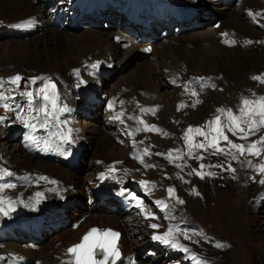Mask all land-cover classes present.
<instances>
[{
    "label": "bare ground",
    "instance_id": "1",
    "mask_svg": "<svg viewBox=\"0 0 264 264\" xmlns=\"http://www.w3.org/2000/svg\"><path fill=\"white\" fill-rule=\"evenodd\" d=\"M205 1L211 4V9L206 10L209 11L207 15L221 18V25L218 29L212 30V23H210V27L205 29V33L175 35V37L166 40L160 36H155L152 53L146 59H142L144 56L138 54V47H144L147 44L135 46V39L127 33L120 32L118 26L111 25L110 31L103 34L97 32V25L103 23L102 21L93 22L91 27L84 28L81 33H76V31L83 27L66 31L68 34L64 36L54 30L53 15L62 7L69 6L80 10H91L92 7L97 9L99 0H59L55 5L54 0H46L43 4L44 8L42 5L36 6L37 0H0V42L2 39L11 38L9 35L25 38L24 42H20L22 40L17 41V39H7L5 41H11L12 44H0V69H2L0 71L14 69L24 77L35 76L38 78L40 89L42 81L53 80L56 88L55 93L59 99L66 100L64 105L68 111L82 105L80 102L88 104L90 96H93V94H89L90 92L88 93L89 87H91L89 84L93 79L85 77L83 68L96 65V72L99 74L104 70V66L101 65V60L104 59L109 60L107 70L118 74L123 73L121 77L123 80L115 81L110 87L108 101L109 111L112 112L110 123L105 124L102 115L99 120H102L101 123H92L93 127L95 126L97 129L95 133L102 134L95 141V149L92 148L88 140V133L82 130L79 131V136L72 143L66 142L62 138L57 140L56 135L60 125L68 120V116L52 110L50 105L37 112L36 109L42 107L43 101L35 93L33 94L36 99L33 109L27 107L24 108V112L18 110L20 120L11 126L16 132L22 130L23 141L19 145L16 144L19 148L13 147L11 151L3 147L4 144L0 149L2 154L0 165L8 168L7 172L4 173H11L8 178H3L0 185H13L12 187L0 188V233L3 230L18 227L35 230L39 233L45 224L55 230H46L49 234L45 233L44 238H40L41 240H37L36 238L40 236L34 234L35 240L32 244L29 241H26L28 244L22 245L11 243L5 249L0 250V253H16L13 255L14 258L11 259L10 264H71V259L67 256L65 249L78 241L81 233L92 225L111 226L121 232L120 255L117 257L116 264H182L179 263L180 258L182 260L186 258L191 264H224L219 261V259H223L220 253L214 254V258L209 257L211 250L207 245L202 244L201 233L192 230L194 226L187 227L191 224L190 220L187 221L182 218V221H178L184 212L182 207L186 205V202L180 204L176 200L178 204H172L167 200L162 183L157 180L159 174L162 173L161 169L156 168L158 163H155L154 166L151 165V170H149L142 163V158L146 157L147 153L137 151L139 154L133 156L132 152L137 150L136 145L140 144L143 137L154 141L159 136L153 135L154 133L151 134L155 128L158 130L157 134L170 137L166 143L170 147L167 152L173 153L172 156L175 159L181 158L183 150H187L181 145L179 139V135L187 131V129L184 131L182 121L185 124H192L199 117L204 116L206 112H210L211 107L221 104L232 109L235 114L242 99L249 93L247 89L252 87V91H256L261 88L257 84L254 86L249 79L254 81V76L264 74V28L262 27L264 25V0H243L239 6H222L220 12L216 8L220 4V0H124L121 6L125 11H138L140 16H160L163 20L162 23L165 22L170 25V21L165 20L169 13L196 10L199 6H205ZM250 12L253 15L250 16ZM82 20V17L76 19L77 22ZM67 24H71V21L67 20ZM66 27L68 28L67 25ZM39 34L41 35L40 39H27L31 35L38 36ZM217 34L222 35L218 36ZM246 38H249L251 43H247ZM27 40L30 41L25 43ZM233 40L235 43H231ZM225 41H229V43H225ZM128 42H130L129 46H127ZM230 56L235 59H230ZM135 59L138 61L134 62ZM71 70L76 71L75 77L80 75L84 78L83 86L75 85V78L68 74ZM185 73L206 77L213 91L210 92L209 89L194 90L193 92L197 94V97L201 98H199L200 100H195L194 97L189 98L191 102H188L183 94L187 95L190 90L178 85L186 79ZM92 75L93 71L90 73V76ZM57 78L63 79V83L60 84L56 80ZM167 79L175 86L178 85L174 94L171 95L175 97L173 102L163 99V90L168 89ZM85 84L87 86H84ZM220 88H223L222 93H217ZM39 90L37 89L36 92ZM202 93H205V96ZM199 103H201V107L194 109V104L198 106ZM121 104L125 105L122 106ZM60 105L57 103L56 107L59 108ZM144 105L152 106L151 109L147 107L150 110L148 109V114L145 117L139 114V109ZM114 107L119 109L112 110ZM97 116L98 113L95 114L93 120ZM207 117L209 118V116ZM207 117L203 121L207 120L208 123ZM145 121L148 126L142 123ZM26 124L28 126H25ZM19 126L20 128H18ZM146 130H151L148 136L144 135ZM112 135L113 138L120 135L121 138L129 139L131 150L123 149L124 145L119 141L120 138L118 137L116 141L111 137ZM9 136L10 134L4 132L0 138L3 137L8 140ZM217 143L214 145L217 146ZM188 149L189 152L183 154L184 159L181 165L189 158L191 149ZM70 151L77 152L78 162L85 163L83 168V172L86 173L85 177L81 178L74 173L76 171L62 168L55 164L53 158L50 157L52 153H61L65 155V159L71 158ZM87 152L91 153V164L89 165H86L89 163L86 160ZM35 154L40 157L38 160ZM141 154L143 157L140 156ZM198 154L192 161H187L184 167L181 166L182 170L179 171L181 181L176 189L191 191L192 194L185 198L187 203L188 201L190 203L195 202L196 199L201 200L202 203V200H205V193L209 196L211 193L217 192L220 187L227 185L225 180L229 179V173H231V170L228 173L222 169L225 167L222 162L223 167L218 168L215 164H210L208 159L202 158V153ZM173 157L168 161L172 162ZM219 157L224 159L223 156ZM224 163L227 164L226 160ZM106 166L113 168L115 171L113 179L117 182L123 183L125 181L123 176L118 175L121 169H125L131 174L130 179L133 182H145L143 184L148 190L145 197L149 198L151 204L153 203L152 208L165 211L167 218L164 223L160 224L154 221L152 216L148 215L151 212V206L146 208L143 205L145 202L142 203V200L130 190L125 191L134 205V209L129 215H122L119 211L115 214H109L100 206L91 208L92 202L88 204L84 202L80 205L73 203L70 207L68 204L74 196L80 199L85 198V201L90 200L89 194L82 192L81 188L89 187L92 190L96 178H101L104 181L109 180V176L104 171ZM99 172H101L99 176H94ZM40 177L46 179H40ZM171 177L174 181L176 180L175 176ZM197 190L200 193L196 192ZM184 193L178 194L172 191L169 196L177 199L184 197ZM158 201L159 204H157ZM217 203L218 205L222 204L219 201ZM173 206L178 208L174 209ZM172 209L174 211L171 214L170 210ZM226 211L229 212V209L225 208L224 212ZM54 212L59 214L58 219L53 216ZM66 216L68 220L63 218ZM33 217H36L37 220L33 221ZM184 217L186 218V216ZM78 220L81 222H77ZM61 222H63V226H60ZM176 222L179 224L178 229L174 224ZM152 224L159 227L154 229L151 227ZM128 231L130 232L128 233ZM165 233L168 235L165 236ZM133 235L138 237L133 239ZM144 236H147V240L149 239L151 243L156 244V248L155 246H151L150 250L146 248L147 253L154 257L149 263L137 259V255L140 254L146 243ZM153 236L164 237L170 243L166 245L160 240H154ZM172 243H175L176 247H172ZM147 247L150 248V246ZM157 247L169 254L180 252L179 261L172 260L169 262L166 257L161 260L163 251L158 250ZM202 248L204 251L206 250L204 254ZM226 253L228 254V252L222 254L225 255Z\"/></svg>",
    "mask_w": 264,
    "mask_h": 264
},
{
    "label": "rangeland",
    "instance_id": "2",
    "mask_svg": "<svg viewBox=\"0 0 264 264\" xmlns=\"http://www.w3.org/2000/svg\"><path fill=\"white\" fill-rule=\"evenodd\" d=\"M58 1L59 0H54V5L57 4ZM205 2H206L205 10L211 9V4L208 3L207 1H205ZM43 4H44V0H37L36 6H39V5L43 6ZM61 7H62V5H61ZM43 8H44V6H43ZM216 8H217L218 12H220L221 7L218 5ZM219 19L221 20L220 17H219ZM195 20L197 23L196 25H194L195 30H191L192 28H188L183 33L179 34L178 36H185V35L195 33V32L205 33L206 32L205 29L210 27L211 22L207 21L204 17H202V11H199L196 13ZM68 21H69V19H68ZM65 22H66L65 24H67V21H65ZM102 25H103V23H100L99 25H97L98 26L97 32H99L100 34H103L104 32L110 31V25L107 27H103ZM53 28H54V30L59 32L62 36L68 34L66 31H73V30H69L66 27V25L63 28H55L54 26H53ZM83 31H84V28L77 30L76 33H81ZM70 34H72V33H70ZM171 35H169L167 38L175 37V35H173V34H171ZM35 36L36 35H31V36L27 37V39L28 38L29 39L33 38L34 40L40 39L41 35L39 34L38 36H36L37 38ZM9 37H11V38L2 39V42H0V44H2V45L7 44V43L12 44L11 41H5L7 39H10V40H16L17 39V41L22 40L20 42H24V40H25V38L15 37L14 35H9ZM30 40H32V39H30ZM30 40L25 41V43H28ZM65 43H66V40H65ZM230 59L234 60L235 58L233 56H230ZM135 61H138V60L135 59L134 62ZM88 69H93V67H89ZM0 70H2V69H0ZM91 71H93V70H91ZM75 72L76 71L71 70L68 72V74H69V76L71 74V76H73L75 78V85L76 86L82 85L83 83L78 84L77 80L80 81L84 78L80 77V75L75 77L74 76ZM13 74H18V73L14 69H9V70L7 69L6 71H0V80L5 78V77H8L10 75H13ZM19 75H20V77L22 76L21 73ZM84 75H86L85 77H88L87 71H84ZM184 75H185L184 77L186 79L189 76H192V74H188V73H185ZM122 76H123V73L122 74L113 73L111 75V77H109L110 79L108 81H105L104 83L102 81L100 83V86L102 87V94H104V95L107 94L106 97H110L111 84L117 80L119 81L120 79L122 81L123 80L121 78ZM201 77L203 78L202 85H204L205 87L204 86L201 87L200 86L201 84H200L198 87H196L197 89H195V90L204 91V90L209 89L211 92L212 87H210V83H208L206 77H204V76H201ZM254 77H256V76H254ZM34 78L37 79L35 76H33V77L22 76V80L20 81V87L19 88H15L14 86L7 84L8 85L7 88L10 90H7L6 93L8 96L14 98L13 100H9L7 102L12 105L13 110L9 111V110H6L3 106H0V120H2V122H0V136L2 133L5 132L8 135L10 134V136H9L10 138H8V140L4 139L3 137L0 138V149H1V146L4 144L3 147H6V149L8 151H11L13 147H18V146H16V144L19 145L23 141L24 135H23V132H21L22 130H19L16 132L13 130L14 127H12L11 125L14 124L17 120L19 122L20 119L16 117L19 114V111L23 110V112H24V108H27V107H31V109H33L32 107H33V104L35 103L36 99L33 97V95L31 97H29L27 95V93L33 94V92L36 93L37 89L38 90L40 89L39 85H38V87H36L35 84L29 83ZM186 79L184 80L185 82L182 81L183 83L177 82L178 85L183 87L186 83ZM249 80L252 82V84L254 86L257 84L258 87L261 86V88H258L256 91H252V87H249L247 89V92H249V93L245 98H248L250 100H256L259 97H264V90H263L264 89L263 88L264 82H262V81H264V79H257V80L254 79V81L251 79H249ZM167 81H168L167 82L168 83V89L166 91L163 90V94H164L163 99H166V101L173 102V101H175V97L171 96V95L174 94V90L177 89L178 85L175 86L168 79H167ZM205 81H207V82H205ZM36 82H38V81L36 80ZM45 82L46 81H42L41 89L44 87ZM92 82L89 84L90 86H91ZM99 82L97 79H95L94 80V87L98 86ZM174 83H175V81H174ZM102 84H103V86H102ZM84 86H87V85L85 84ZM201 88H203V89H201ZM91 89H94V88H91ZM253 89H256V88H253ZM3 90H6V89H0V91H3ZM222 90H223V88H220L217 91V93H222ZM47 91L49 93H51V91L49 89H47ZM88 93L90 95L91 94L94 95L95 92H94V90H89ZM199 95H200V93H199ZM202 95L205 96V93H202ZM183 97L186 98L188 102H191V99H189V98L194 97L195 100H200L199 98H201V97L198 98L197 94L193 95V91L187 93V95H185V93H184ZM28 98L33 99V101H34V103L31 104V106H29L30 104H28V100H29ZM80 103L83 104L82 102H80ZM201 103H199L200 106L199 105L195 106L197 104H194L193 108L196 109V107L197 108L201 107ZM121 105L123 106L125 104H121ZM108 106H109V102L106 106L107 109H109ZM215 106H217V107H215ZM215 106H214L215 108L211 107L210 112H206L204 114V116L199 117L196 120V122L194 121V123H192V124H187V123L185 124L184 121H182V123L184 124V126H183L184 131L186 129H187V131H186V133H182V135H179L180 136L179 139H180L181 145L184 148H186L187 150H183V152L181 154V158L175 159L172 156L173 153L167 152L170 147L166 143L168 142L170 137L168 135H164V134H160V133L157 134L158 130L155 128H153L154 129L153 131L150 130L152 133L149 130H146V132H144V135L148 136L149 133H151V134L154 133L153 135L156 134V136L157 135H159V136H157V138H155L154 141H151L149 138L143 137L140 144L136 145L137 150H133L132 155L137 156L139 154L138 153L139 151H142V153L146 152L147 156L142 158V160H143L142 163H143V166L144 167L146 166V168L149 170H151V165L154 166L155 163H158L156 168L161 169L162 173L159 174V176L157 177V180L162 183L164 194H166L167 200L169 202H171L172 204L173 203L178 204L176 202V200L178 202H180V204H184L186 202V205H184L182 207V210L184 212L180 215L181 217L179 218L178 221H182V218H183V220H187V221L190 220L192 225L189 224V225H187V227L194 226V228H192V230H195V232L201 233L200 237L202 240V244L207 245V247L211 250L210 251L211 255L209 257L212 256L214 258V254L220 253L222 255L223 259H219V261H222L224 264H264V171H261V168L264 167V150H263L264 149V146H263L264 143H257L256 149L253 150V154L248 155L249 151L247 150L248 145H250L253 141H259L260 137L264 136V128L260 127L259 130L256 131V133L254 135L249 134L248 138H246V139H241L240 137L243 135V133L237 131L234 135H231L232 140H231V138H229L228 139L229 141L228 140L218 141V143L216 142L217 146L213 145L211 147L213 150L212 149L210 150L209 148H207V146L205 144V143L209 142L208 144L210 145V139H209V141H208V139L205 141L206 135L204 136V138H201V140H200V138L198 136H197V138H193L192 134L196 131V129H200V128H202V132L205 131V129L203 128V123H204V125H206L207 120H205V121H203V120L207 116H209V118L207 117V119L209 120L208 124L209 123L211 124L214 121H216V117H218V116L220 117V120H219L220 123L216 122L214 125V128L217 126H220V127L226 126L227 127L229 125V120H228L226 112H220L219 113V111H217V108H219V109H225L226 108V110L229 108L225 105H222V104L221 105H215ZM241 106H242V101H241L240 107ZM144 107H150V109H151L152 106L144 105ZM114 109L118 110L119 108H114ZM148 109L149 108H147V111H148ZM96 113H98V116L96 118H94V120H92L90 122H88V121L83 122L82 121L83 125L87 124V123L88 124L84 125V127L80 128V130H79V131L82 130L83 132L88 133V137H89L88 140L90 141L93 149L96 148V146H94L95 141L97 140V138H99L102 135L100 133H95L97 131V129L95 126L93 127V124H92V123L98 124V123H101V121H102V120L101 121H99V120L103 115L101 116V114L98 111H94L92 116L95 117ZM5 115L8 116V121H6L4 119ZM233 115H236V116L241 115L239 108H238V111L235 112V114L233 113ZM111 118H112V116H110V118H108V121H107L108 123H109V120ZM223 118L225 119V121ZM255 119H256V121H259L260 118L257 116ZM9 121H12V123L10 125V130L5 131L4 126H8ZM107 122L105 124H108ZM195 124H197V125H195ZM241 127H246V125H241ZM18 128H20V126ZM149 128L151 129V126H149ZM190 128H191V131H189ZM228 128H229V126H228ZM93 130H95V131L92 132ZM226 130H228V129H226ZM219 132H220V130L217 129L216 130V136L212 137L213 140H215L217 138V135L219 134ZM203 133H202V136H203ZM119 136L120 135H117L116 138H113V135H112L111 137L117 141V138ZM185 136H187V139L185 138ZM254 136H256L257 138H255ZM119 138H120L119 141L122 143V145H124L123 149H130L131 150V145L129 143V139L127 140L125 138H121V137H119ZM229 142H231V143H229ZM236 142L239 143V145L244 146V151H243L244 153H241L239 149H235L231 146V144H233V143L237 144ZM197 145H201V146L198 147ZM220 146H222L223 148ZM257 147H258V149H257ZM188 148L191 149L190 153H189L190 154L189 158H188V160H185L183 162L184 163L183 165H181V162L184 159L183 154H186V152H189ZM260 148L262 149V153H261L262 155L260 154V152H261ZM214 150L216 151V153H218L219 156H223L224 159H221L218 155H216ZM229 150H230V152H229L228 158H227V151H229ZM233 150H235V152H233ZM257 151H259L260 155L255 154ZM198 153H202V158L208 159L210 164H215L218 168L223 167V164H224L225 167L222 169L226 170V172H228V173H229V170H231L230 171L231 173H229V179H228L229 181L225 180V182H227L226 183L227 185L225 187H222V188L220 187V189L217 192L211 193L209 195L210 197L207 196L208 194L205 193L204 194L205 200L204 201L202 200V203H201V200H197V199L195 200V202L190 203L188 201V203H187V200L185 198L189 197L192 193H191V191H188L186 189H180V188L176 189V186L181 181V175H180L179 171L182 170V167H184L187 164V161H192L194 159V157H197L199 155ZM1 155L2 154L0 152V158H1ZM23 155H25V154H23ZM175 155L177 156V154H175ZM35 156H36L37 160L40 158L38 156V154H35ZM140 156L143 157V154H141ZM140 156H138V157H140ZM171 157H173L172 162L168 161ZM86 160H87V162H89L86 165L91 164V153L90 152H87ZM221 160H223V161H221ZM225 160H226L227 164L224 163ZM229 161H230V164H229ZM0 162H1V160H0ZM221 162L223 164H221ZM249 162H251V163H249ZM45 163H47V162H45ZM218 165H220V166H218ZM61 167H59V168H61ZM84 167H85V163H82L80 165L79 169L75 170L76 172H74V173L76 175H79V177H81V178L85 177L86 173L83 172ZM7 170H8V168L6 166L0 165V174L4 175L5 178H8V175L6 173H4V172H7ZM171 176H175L176 180L174 181L173 179H171L172 178ZM2 180H3V178L0 177V182ZM86 188L87 187L81 188L82 192L86 193L87 192ZM223 188L225 190L227 189V191H225ZM169 189H172V191H175L178 194L185 192L184 197H178L177 199L171 198L169 196V191H168ZM186 192H188V193H186ZM196 192L200 193L199 190H197ZM75 197H76V204H80V203L85 202V198L84 199L82 198L81 200H79V198L77 196H75ZM142 199L145 202V203H143V200H142V203L146 208H148L149 205L151 206L150 207V210H151L150 213H151L153 220L160 223V224H163L165 219L167 218L165 211H163V210L159 211L157 209L152 208L153 203L151 204V202L149 201V198L143 197ZM181 201H182V203H181ZM218 201L222 204L218 205V203H217ZM225 201L227 202L226 204L224 203ZM173 208L177 209L178 207L173 206ZM225 208L227 210L229 209V212L228 211L224 212ZM174 209L170 210L171 214L174 211ZM241 212H242V214L244 213V216H242ZM184 216H186V218ZM174 224L176 225V228L178 229L179 224L177 222ZM92 226H98V225H92ZM199 229H200V231H199ZM253 230H255V231H253ZM129 232L130 231H128V233ZM45 233H48V232H46V230L42 231L41 237L36 238V239L38 240L40 238H44L43 236ZM14 234L19 237V241H20L23 233H20L18 231H14ZM32 235H34V234H32ZM132 237H133V239H135L138 236L133 235ZM144 238H146V243L144 246L147 245V241H149L148 246H150V245L156 246L155 243H153V242L151 243V241L149 239L147 240V238H148L147 236H144ZM34 240L35 239L33 237L32 241H29V243L33 242ZM22 244H28V242L25 241L24 243L22 242L18 245H22ZM218 244H219V246H217ZM151 246H150V248L147 247L148 250L151 249ZM192 247L194 248L193 245H192ZM157 248H158V250L162 249L160 247H157ZM148 250L145 248L140 252V254L137 255L138 261L143 260L144 263H149L152 261V259H147L149 257H152L149 253H147ZM161 251L168 253L165 250H161ZM203 251H204V248H202V252ZM205 251L203 252V254L205 253ZM223 252H228V254L226 253L224 255V254H222ZM179 253L180 252H178V254ZM179 255L181 257V254H179ZM180 257L178 256L176 258V261L177 260L179 261L178 258H180ZM169 258H172V257H169ZM172 260H175V259L173 258V259H171V261ZM179 263L191 264V263H189V261L186 258L184 260H182L180 258Z\"/></svg>",
    "mask_w": 264,
    "mask_h": 264
},
{
    "label": "snow or ice",
    "instance_id": "3",
    "mask_svg": "<svg viewBox=\"0 0 264 264\" xmlns=\"http://www.w3.org/2000/svg\"><path fill=\"white\" fill-rule=\"evenodd\" d=\"M249 15H253L251 12ZM225 43H229V41H225ZM231 43H235V41H231ZM248 43H251V41H248ZM93 68H96V65H92ZM203 79V78H198ZM253 79H257V77H253ZM22 80V77L19 75L15 77L8 78V84L14 86L15 88L20 87V81ZM264 82V81H262ZM29 83L35 84L36 79L34 78ZM192 82L189 81V84ZM204 85H201L203 87ZM51 87L52 91L49 93L47 89ZM5 88V82L3 80H0V89ZM196 93L193 92V95ZM29 97H31L32 93H27ZM35 95L38 98H42L43 105L41 108H37L36 111L39 112L45 108H47L49 105L51 106L52 110H59L61 112L66 111V106L63 108L57 109V101L59 100L58 95L55 93V85L50 84L49 82H45L44 87L40 89L38 92L35 93ZM12 97H6L3 94V91H0V106H3L6 110L12 111V105L8 103L7 101L13 100ZM34 101L32 99L28 100V104H33ZM154 111V110H153ZM219 112H226L228 120H229V130L233 131V134H235L237 131L243 133V135L240 137L241 139L248 138L249 134L254 135L256 131L259 130L260 127H264V97H259L256 100H250L248 98H244L242 100V106L239 107V111L241 113L240 116L233 115L232 109H217ZM259 117V121H256V117ZM17 118H20L19 115ZM131 119V118H130ZM220 117H216V121L213 123L219 122ZM2 122V120H0ZM241 125H246V127H241ZM25 126H28L27 124ZM155 127V126H153ZM70 131V130H69ZM191 131V128L189 129ZM197 132H199V129H196ZM202 134V133H201ZM187 139V136H185ZM227 139V137H225ZM62 140L66 142H71L69 139V136L62 135ZM231 143V142H229ZM257 143H264V136L260 137L259 141H253L250 145H248L247 150L249 151V154H253V150L256 149ZM201 145H198V147ZM233 148L239 149L242 153L244 151V146L237 145V144H231ZM256 155L259 154L257 151L255 153ZM251 163V162H249ZM234 171V170H233ZM261 171H264V167L261 168ZM7 175H11V173H7ZM40 179H46L44 177H40ZM142 184L145 182H141ZM13 185L3 184L0 185V188L3 187H12ZM169 193L172 192V189L168 190ZM39 195V193H37ZM160 202L158 201L157 204ZM182 203V201H181ZM149 216L151 213L148 214ZM152 228L156 229L159 226L156 224L151 225ZM171 231V229H169ZM168 233H165V236H167ZM118 236V233L111 232V231H103L101 230L100 234L97 235V229H92L87 235L83 237V242L79 243L73 247H70L67 252L72 254V256L75 257V264H106V262L109 260V258H112V264H115V259L119 257V252L116 249L115 245V238ZM186 238L187 234H185ZM154 240H160L164 244L168 245L170 241L168 239H165L164 237L160 236H153ZM172 247H176L175 243L171 244ZM219 246V244L217 245ZM186 251V249H185ZM96 256H102L103 259H95Z\"/></svg>",
    "mask_w": 264,
    "mask_h": 264
}]
</instances>
